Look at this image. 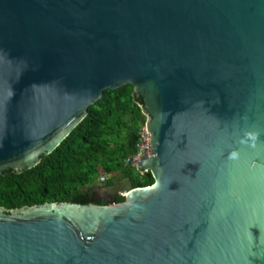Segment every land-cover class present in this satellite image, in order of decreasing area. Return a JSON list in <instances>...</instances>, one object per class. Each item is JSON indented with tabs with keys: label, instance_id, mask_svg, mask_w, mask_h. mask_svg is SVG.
<instances>
[{
	"label": "water",
	"instance_id": "water-1",
	"mask_svg": "<svg viewBox=\"0 0 264 264\" xmlns=\"http://www.w3.org/2000/svg\"><path fill=\"white\" fill-rule=\"evenodd\" d=\"M125 85L153 185L0 207V264H264V0H0V174Z\"/></svg>",
	"mask_w": 264,
	"mask_h": 264
},
{
	"label": "trees",
	"instance_id": "trees-1",
	"mask_svg": "<svg viewBox=\"0 0 264 264\" xmlns=\"http://www.w3.org/2000/svg\"><path fill=\"white\" fill-rule=\"evenodd\" d=\"M143 102L131 85L105 90L88 107L86 117L50 154L32 169L0 174V207L15 210L45 203L105 205L97 184L112 187L127 181L131 188L149 187V172L140 174L126 163L136 152L140 131L145 125ZM123 201L117 196L115 202Z\"/></svg>",
	"mask_w": 264,
	"mask_h": 264
},
{
	"label": "built area",
	"instance_id": "built-area-1",
	"mask_svg": "<svg viewBox=\"0 0 264 264\" xmlns=\"http://www.w3.org/2000/svg\"><path fill=\"white\" fill-rule=\"evenodd\" d=\"M141 154H144L146 157H150V135L147 132L145 125L140 131L139 142L136 145V152L129 159L126 160V163L135 167ZM104 180L105 177L101 176L99 178V183L102 184Z\"/></svg>",
	"mask_w": 264,
	"mask_h": 264
},
{
	"label": "flooded vegetation",
	"instance_id": "flooded-vegetation-1",
	"mask_svg": "<svg viewBox=\"0 0 264 264\" xmlns=\"http://www.w3.org/2000/svg\"><path fill=\"white\" fill-rule=\"evenodd\" d=\"M127 186V181H121L119 183H117L115 186L106 188L103 187L105 191V194H103L102 198L99 199H103L106 202H112L113 200H115V198L117 197L116 194L111 190V188L117 187V188H123Z\"/></svg>",
	"mask_w": 264,
	"mask_h": 264
},
{
	"label": "rangeland",
	"instance_id": "rangeland-1",
	"mask_svg": "<svg viewBox=\"0 0 264 264\" xmlns=\"http://www.w3.org/2000/svg\"><path fill=\"white\" fill-rule=\"evenodd\" d=\"M99 183V182H98ZM97 195H98V198H102L103 197V194H105V191L103 188L100 187V184H97ZM115 194H117L116 196H118L120 194H123L122 190H117L116 192H114ZM120 196V195H119Z\"/></svg>",
	"mask_w": 264,
	"mask_h": 264
},
{
	"label": "clouds",
	"instance_id": "clouds-1",
	"mask_svg": "<svg viewBox=\"0 0 264 264\" xmlns=\"http://www.w3.org/2000/svg\"><path fill=\"white\" fill-rule=\"evenodd\" d=\"M236 155H237L236 153H233V154H232L233 158H235V157H236Z\"/></svg>",
	"mask_w": 264,
	"mask_h": 264
},
{
	"label": "crops",
	"instance_id": "crops-1",
	"mask_svg": "<svg viewBox=\"0 0 264 264\" xmlns=\"http://www.w3.org/2000/svg\"><path fill=\"white\" fill-rule=\"evenodd\" d=\"M118 194H120V193H118ZM117 195V194H116Z\"/></svg>",
	"mask_w": 264,
	"mask_h": 264
}]
</instances>
